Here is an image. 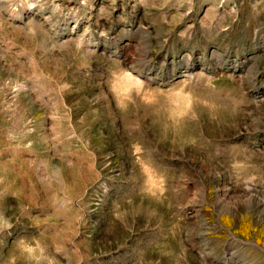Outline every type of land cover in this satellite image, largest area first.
Segmentation results:
<instances>
[{
    "label": "rangeland",
    "instance_id": "obj_1",
    "mask_svg": "<svg viewBox=\"0 0 264 264\" xmlns=\"http://www.w3.org/2000/svg\"><path fill=\"white\" fill-rule=\"evenodd\" d=\"M0 264H264V0H0Z\"/></svg>",
    "mask_w": 264,
    "mask_h": 264
}]
</instances>
